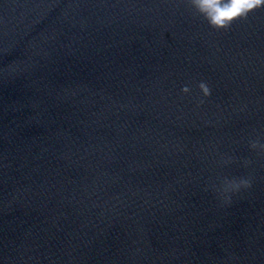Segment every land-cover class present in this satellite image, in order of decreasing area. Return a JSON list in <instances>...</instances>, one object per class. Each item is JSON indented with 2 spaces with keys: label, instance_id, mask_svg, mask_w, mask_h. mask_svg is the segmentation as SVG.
Masks as SVG:
<instances>
[{
  "label": "clouds",
  "instance_id": "1",
  "mask_svg": "<svg viewBox=\"0 0 264 264\" xmlns=\"http://www.w3.org/2000/svg\"><path fill=\"white\" fill-rule=\"evenodd\" d=\"M187 3L196 15L202 17L212 29L217 31H228L234 22L247 20L249 13L264 8V0H187ZM198 88L205 97L211 95V89L206 82H200ZM181 91L186 94L190 89L184 86ZM249 143L253 150L259 148L264 151V143L259 140H251ZM230 162L231 160L225 161V163ZM243 163L247 166L251 161L246 159ZM251 185L250 177L241 176L223 178L220 186L214 187L224 203L230 204L233 195L238 194L242 189L250 188Z\"/></svg>",
  "mask_w": 264,
  "mask_h": 264
}]
</instances>
